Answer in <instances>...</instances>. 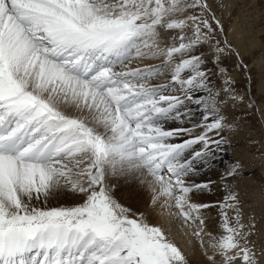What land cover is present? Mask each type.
<instances>
[{"label": "snow or ice", "instance_id": "6c2138e0", "mask_svg": "<svg viewBox=\"0 0 264 264\" xmlns=\"http://www.w3.org/2000/svg\"><path fill=\"white\" fill-rule=\"evenodd\" d=\"M233 9L0 0V264H264V209L235 183L244 165L217 170L231 113L264 117L235 42L257 5ZM122 181L144 210L118 198Z\"/></svg>", "mask_w": 264, "mask_h": 264}, {"label": "rangeland", "instance_id": "374dc122", "mask_svg": "<svg viewBox=\"0 0 264 264\" xmlns=\"http://www.w3.org/2000/svg\"><path fill=\"white\" fill-rule=\"evenodd\" d=\"M236 9H233V15L237 10H243L247 4L255 3L257 11L254 13L256 19L255 31L252 36L246 39H241L238 45L243 51L246 46H249L250 55L245 53V59L251 68L252 93L253 96L259 99L261 88L264 87V64L261 63L264 57V23L259 17V5L264 3V0H234ZM227 17V13H225ZM234 21L226 19V24ZM236 42V41H235ZM246 44V45H245ZM246 88L247 85L245 84ZM233 118H239V131L228 134L231 147L225 153L220 155L223 157L221 161L217 162V170L223 171L225 162L241 161L244 165L242 175L235 181L240 198L246 205L251 206L255 210V214L259 216L261 210L264 209V117L255 114L254 111L247 110L244 106L231 113ZM211 175V173L207 174ZM205 178H207L205 176ZM216 179V176H212ZM132 182H121L118 197L123 203L133 207L134 209L144 210L146 202L137 197V193L128 195L124 187L127 186V191L131 192L130 184ZM137 189L139 190L138 186ZM145 198H147L145 196ZM61 203H71V200L60 201ZM55 203V202H53ZM143 208V209H141ZM154 222V221H153ZM258 243L264 242V236L256 238Z\"/></svg>", "mask_w": 264, "mask_h": 264}, {"label": "bare ground", "instance_id": "6f19581e", "mask_svg": "<svg viewBox=\"0 0 264 264\" xmlns=\"http://www.w3.org/2000/svg\"><path fill=\"white\" fill-rule=\"evenodd\" d=\"M237 35H238V33H237ZM236 43H237V45H240V43H241V39L236 40ZM245 45H246V44H245ZM130 187H131V190H132L131 192L127 191V186L124 187L125 190H126V192H127V196H128V195L135 194L136 192H138V193H137V197H138L139 199H142V202H147V198H145L146 195H144L140 190L137 189V185H136L135 183L132 182V183L130 184ZM120 188H121V186H120ZM120 195H121V193L118 192V193H117V196L119 197ZM146 197H147V196H146ZM143 204H146V203H143ZM143 206L145 207V205H143ZM141 209H143V208H141ZM175 227H176V228H180L181 225L177 224V225H175ZM193 243H195V242H193Z\"/></svg>", "mask_w": 264, "mask_h": 264}]
</instances>
